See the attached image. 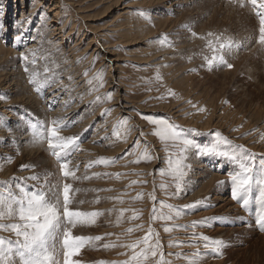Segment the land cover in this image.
Segmentation results:
<instances>
[{
    "label": "rangeland",
    "instance_id": "rangeland-1",
    "mask_svg": "<svg viewBox=\"0 0 264 264\" xmlns=\"http://www.w3.org/2000/svg\"><path fill=\"white\" fill-rule=\"evenodd\" d=\"M21 1L0 0V20H3L7 26L5 37L0 38V95L10 97L8 103L0 101V104L4 105L2 110L0 108V123L3 125L0 126V182H7V184L0 183V190L11 188L13 191H18L25 182L15 179L17 177L41 175V181L27 182V186L31 188L33 184L43 182L45 171L58 174L56 159L48 150L46 141L33 142L29 122L61 116L67 118L66 122L69 125L62 134L81 136L82 151L77 154L74 161L80 165L77 175L85 172L84 166L89 160L101 156L118 159L115 165L109 167L95 165L88 170L89 175L93 172H108L112 173V176L93 177L91 180L74 183V187L81 189H110V191L76 193L77 200L86 201L85 204L80 205L81 210L105 212L95 225L78 227L74 230L75 235L104 237L103 240L96 242L95 246H86L82 249L76 259H80L83 264L126 259L125 256L120 255L125 249L119 247L105 249L103 244L130 242L145 234L144 231H134L123 235L127 228H134L136 224H144L145 229L148 227L154 202L147 193L155 189L158 201L163 199L177 205L210 197L205 205L196 210H186L174 223L189 225L193 221L210 218L195 231L214 239H223L229 244L223 250L224 255L221 258L210 249H204L202 240H192L193 229L175 227L172 233H166L163 231L164 222L157 221L152 226L160 233L166 258L171 259L173 264H189V260L193 258L192 253L196 252L197 248L203 257L202 264H264V230H261L256 223L260 213L259 187L254 186L250 211H246L241 203L234 200L230 202L238 206V211L217 210L224 202L217 201L215 194L231 197L230 182L219 188L217 184L222 179L220 180L218 176L227 175L233 166L224 158L197 155L190 156L185 161L190 164L186 177L187 194H182L180 199H169L160 185L166 183L169 185L168 191H173L172 177H162L159 169L163 167L167 170L169 155L178 154V149L166 146L165 142L155 136V126L145 121L141 115L153 114L170 118V121L182 126L189 139H195L201 146L213 145L216 142L213 133L219 130L235 143L242 144L253 152L264 153V140L260 139V133L264 132V46L256 42L258 18L250 8L247 6L242 8L230 3L229 0H132L131 3H126L125 0H61V13L55 15L48 10L47 13L50 15L47 13L44 15V23L45 17H48L46 18L48 23L46 27L44 26L47 31L43 30L45 24L41 23L39 17L43 14L36 10L34 16L32 14L31 24L23 25V30L24 26L28 29L25 28V33L22 30V43L14 49L17 45L13 40L17 33L14 22L21 17L23 10ZM26 2L28 4L25 6L27 11L25 18L27 19L30 15L27 8L32 0ZM136 8L154 10L151 16L154 26L142 17L133 15L130 10ZM52 17L57 20L58 26L51 22ZM184 24L192 25L191 31L198 34L196 38H191V32L182 27ZM37 29L40 31L38 32ZM225 30L226 35L241 42L238 52L230 59L234 67H219L209 72L201 67L203 60L199 53L204 42L199 39V35L209 31ZM34 31L37 33L35 34ZM52 32L58 33L56 35ZM163 34L169 35V39L174 43L173 48L148 43ZM33 35L40 37L36 38L38 43L32 39ZM44 42H48L47 45ZM34 45L38 46H36L38 66L46 65L57 73L63 84L71 89L70 95L59 88L46 89L47 100H45L44 97L37 96L35 90L28 84L27 74L23 71V61L18 57L20 51L26 47L32 48ZM41 49L42 51H38ZM107 50L112 53L113 58H118L119 63L114 67V64L111 67L112 63L104 58ZM97 53L100 54L98 59ZM45 55L48 57L47 60L44 59ZM188 57L191 59L189 60ZM106 65V86L100 89L99 93L88 92L83 73L90 70L88 78H91ZM158 72L162 77L161 80L156 79ZM69 77H72V80H69ZM113 89H115L113 100L89 108V102L94 100L96 94H104ZM168 89L176 95L169 94ZM52 92L57 94L55 103ZM80 97H83L82 103ZM66 100H71L68 109L63 107ZM188 101H191V104ZM119 103L128 105L130 114L119 110L117 106ZM193 104L197 107L193 108ZM177 107L182 108L180 119L174 116ZM105 108H111L113 111L109 116L102 118L101 113ZM198 108H204L206 111H198ZM5 110L8 114L2 113ZM125 116L131 118L129 121L131 132L127 143L117 141L112 136L114 125ZM7 117L11 118V121ZM9 122L13 125L10 126ZM90 125L95 127L90 128ZM192 128L196 129V132L188 131ZM250 131L252 135H245ZM141 132L144 133L143 136ZM106 136L112 139L105 140ZM23 138L26 140L24 141ZM137 139L140 141V148L136 151L140 152L148 145L150 152L155 154L157 159L151 162L141 161L137 164L132 162L137 159L136 155L125 156ZM86 144H92L93 147L90 149ZM227 147L221 145V148ZM8 156L13 157L11 163L6 162ZM120 157L124 158L120 159ZM21 165L33 167L21 170ZM199 167L203 168L199 169ZM199 171L204 177L196 179ZM115 173L124 175L117 179ZM134 180L146 181V183L133 185ZM224 181H228V178ZM141 192L145 193L143 199L135 200L134 197ZM97 195L101 198L100 203L87 202L93 201ZM116 196H120L123 203L110 199ZM114 206L141 210V218L130 221L128 217L132 213L126 212L124 221L117 225L115 219L118 213L107 211ZM168 226L172 227L173 222H168ZM109 233L113 235H107ZM118 236L119 241H117ZM170 243L174 246L168 247ZM193 243L196 247L189 246ZM176 252L186 254L187 259L183 257L177 259L175 255L167 256V253Z\"/></svg>",
    "mask_w": 264,
    "mask_h": 264
},
{
    "label": "snow or ice",
    "instance_id": "snow-or-ice-1",
    "mask_svg": "<svg viewBox=\"0 0 264 264\" xmlns=\"http://www.w3.org/2000/svg\"><path fill=\"white\" fill-rule=\"evenodd\" d=\"M126 3H131L132 0H125ZM230 3L239 5L240 7H249L255 16L258 18V37L256 42L264 46V0H229ZM43 13V8H41ZM133 15L142 17L149 24L154 26L151 16L154 10L136 8L130 10ZM32 17L29 16L24 21H17L19 26L18 34L14 35L13 40L16 44L22 43V31L25 23L31 24ZM41 23H44V15L41 16ZM183 28L191 32V38H196L197 33L191 31V24L182 25ZM7 26L3 20H0V38L5 37ZM39 32L40 30L37 29ZM223 32L209 31L205 34H200L199 39L204 42L199 55L202 57V68H206L209 72L219 68H232L234 65L230 63V59L234 58L241 42L230 35ZM33 40L36 37L32 38ZM150 44H157L161 47L167 45L169 48L174 47L173 41L169 39L168 34H163L150 41ZM59 51V49H57ZM97 53V59L99 58ZM38 52L35 48H26L19 53V59L23 61V71L27 74V82L35 90L39 97H44L46 89L59 88L65 94L70 95L71 89L68 85H64L59 78L48 66H38ZM183 58V57H182ZM44 59H48L45 55ZM190 60L191 57H188ZM167 66V65H165ZM59 67V66H57ZM105 68L89 77V71L83 73L88 85L87 91L90 93H99L100 89L106 86ZM190 71H197V69H190ZM157 80H161L159 72L156 76ZM72 80V77H69ZM115 89L104 94H96L94 100L89 102V108L96 105H101L104 102L111 101L114 98ZM169 94L175 96L176 94L168 89ZM53 102H56V93L52 92ZM81 103L83 97L79 98ZM0 101L5 103L10 102V97L7 95H0ZM191 104V101H188ZM227 103V102H225ZM71 106V100L64 101V107ZM193 108L197 106L192 105ZM136 111L135 109H133ZM198 111L204 112L206 109L198 108ZM113 109L105 108L101 113V117H107L111 114ZM142 118L149 124L155 126V136L165 142L168 147H175L178 149V154H170L167 160V170L161 167L159 173L162 177L171 176L174 190L168 191L169 185L162 183L160 188L164 190L165 195L169 199H180L182 194H187L188 169L190 164L185 163L190 156L200 157H220L230 162L231 168L227 172L228 181L221 180L217 187L230 182L231 198L234 201L241 203L246 211H250V203L254 186L259 187L258 203L260 205V213L257 216L256 223L261 230H264V153L253 152L250 148L242 144L235 143L228 137L224 136L219 130L214 131L216 142L211 146H201L195 139H189L185 134L182 126L170 121V118L161 117L153 114H141ZM67 118L58 117L53 119H36L34 123L29 122V126L33 134V142L47 143L48 150L51 155L55 157L58 167V174L45 171L43 173V182L36 183L29 188L28 181H41V175L34 174L30 177H17L15 179L23 180L25 184L18 188V191H13L11 188L0 190V233H7L8 235L0 234V264H83L79 256L81 250L86 246H95L96 242L104 239L103 236H84L75 235L74 230L78 227L95 225L98 218L105 215L101 210H81L80 205L86 203L84 199L77 200L76 193L80 192H101L110 191V189H81L74 187L76 181L91 180L93 177H110L113 174L108 172H93L88 174V170L95 165H103L109 167L118 163L117 158H109L101 156L95 160H90L85 164V172L77 175L80 171L79 163H75L76 156L82 151V140L80 134L63 135V131L69 125L66 122ZM130 117L125 116L118 121L113 128L112 136L117 141L127 143L131 127L129 125ZM0 126H3L0 123ZM90 128L95 125H90ZM238 131L239 129H234ZM9 131L11 129L9 128ZM189 132H196V129H188ZM258 131V130H257ZM198 135L200 133H197ZM143 136L144 133L141 132ZM245 135H252L248 132ZM112 137H105V140H110ZM260 139L264 140V132L260 133ZM93 143L95 141L93 140ZM221 145L228 146L221 148ZM140 148V141L137 139L132 148L125 153V156L136 155L137 159L133 163H140L141 161L151 162L157 157L151 153L150 146L146 145L140 152L136 149ZM194 150V151H193ZM124 157H120L123 159ZM13 157L6 158L7 163H11ZM32 165H21V170L32 168ZM118 179L123 173L114 174ZM137 175H140L137 173ZM5 183L7 182H0ZM146 183V181H132V184ZM131 186V185H130ZM145 193H138L134 199L142 200ZM148 197L154 202L150 213V223L145 229L144 224H136L135 227H129L123 235L133 233L134 231H144V235L138 239L130 242H109L103 244L105 249L122 248L125 251L120 255L126 259L118 261H100L99 264H173L171 259L166 258L164 245L160 241V233L152 226L157 221L164 222L163 231L172 233L175 227L191 228L193 229L192 240H202L203 248L210 249L218 257H223L224 249L229 246L223 239H214L202 233H197L195 229L200 225L206 224L208 219L201 221H193L189 225H176L174 222L181 218L186 210H196L205 205L210 197L203 200H196L193 203L177 205L168 203L167 200H157L155 189L151 193H147ZM123 203L120 196L111 197ZM101 198L97 195L93 201L88 203L98 204ZM109 213H118L115 223L120 225L125 218L126 212H131L132 215L128 217L130 221H136L141 218L142 211L138 209H126L113 207L107 210ZM168 222H173V226L169 227ZM107 235H113L109 233ZM119 236L117 241H119ZM170 243L168 247H173ZM189 246L196 247L190 244ZM175 255L177 259L185 258L186 254L181 252L167 253L168 257ZM192 259L189 264H202V254L197 248L196 252L192 253Z\"/></svg>",
    "mask_w": 264,
    "mask_h": 264
},
{
    "label": "bare ground",
    "instance_id": "bare-ground-1",
    "mask_svg": "<svg viewBox=\"0 0 264 264\" xmlns=\"http://www.w3.org/2000/svg\"><path fill=\"white\" fill-rule=\"evenodd\" d=\"M55 2H51L50 0H32V2L29 4V8H27L28 9V12H29V14L30 15H28V16H31L32 17V14L37 10V11H39V13H41V8H43V13H41V14H43V15H45L47 12H48V10L50 11V12H52V14H53V12H54V14L55 15H58L59 13H61V0H54ZM21 3H22V5H23V7H22V12H21V14H20V19H18L19 21H24V20H26V18H25V14H26V16H27V11H25V6L28 4L27 2H26V0H22L21 1ZM42 3V4H41ZM51 4V6H49ZM26 12V13H25ZM48 14V13H47ZM48 15H50V14H48ZM62 15V14H61ZM33 16H34V14H33ZM37 16V17H36ZM35 17L36 18H38V15H36ZM42 16V15H41ZM41 16H39L40 17V19H41ZM34 17V18H35ZM57 17V16H56ZM56 17H54V18H56ZM28 18V17H27ZM46 18H48V17H45V23H42V24H45V25H43V27L45 26L46 27V23H48V21L46 22ZM61 18H63V17H61ZM160 18V17H159ZM68 19V18H67ZM156 19H158V18H156ZM18 20H16L15 22H14V27L16 28V31H17V33L16 34H18V29H19V26L17 25V21ZM36 20V19H35ZM48 20V19H47ZM34 21V20H33ZM33 21H32V23H33ZM56 21L57 20H54L53 19V17L51 18V22L52 23H55L56 24ZM51 23V24H52ZM26 24V23H25ZM24 24V25H25ZM41 24V23H40ZM54 24V26H56ZM39 26V25H38ZM42 26V25H41ZM40 26V27H41ZM58 26V25H57ZM45 27L43 28V30L45 29ZM50 27V26H49ZM51 27H52V25H51ZM61 27V26H60ZM25 26H24V30H25ZM42 28V27H41ZM55 28V27H54ZM59 28V27H58ZM65 29H66V27H64ZM26 29H28V28H26ZM56 29V28H55ZM23 29H20V31H22ZM23 30V31H24ZM42 30V32L43 33H45L44 31L46 30L47 31V28L43 31ZM54 30V29H53ZM59 30V29H58ZM60 30H63V29H60ZM35 31H36V28H35ZM34 31V32H35ZM49 31H50V28H49ZM57 31V30H56ZM67 31V30H66ZM23 33V32H22ZM24 33H25V31H24ZM37 32H35V34H36ZM53 33V32H52ZM54 33H56V35H57V33L58 32H54ZM53 33V34H54ZM61 34H62V31L60 32ZM63 33H65V31H63ZM46 34V33H45ZM50 34V33H49ZM69 34V33H68ZM42 34L40 33L39 34V36H41ZM47 35V34H46ZM35 35H33V37H34ZM36 37V38H40V37ZM44 36V35H43ZM63 36H64V34H63ZM70 36V35H69ZM94 36V35H93ZM62 37V36H61ZM44 38V37H43ZM42 38V39H43ZM47 38H48V36H47ZM46 38V39H47ZM56 38V37H55ZM63 38V37H62ZM50 39H51V37H50ZM57 39V38H56ZM59 39H60V36H59ZM66 40V39H65ZM93 40V39H92ZM35 41H37L36 39H35ZM40 41V40H39ZM45 41V40H44ZM50 41V40H49ZM56 41H59V40H56ZM62 41V40H61ZM43 42V41H42ZM42 42H40V43H42ZM91 42H93V41H91ZM90 42V43H91ZM36 43V42H35ZM34 43V44H35ZM37 43H38V41H37ZM40 43H39V46H40V48H42L41 47V45H40ZM44 43H46V45H47V43L48 42H44ZM59 44H61V43H59ZM64 43H62V45H63ZM78 44V43H77ZM16 45V44H15ZM28 45V44H27ZM29 45H32V44H29ZM44 45V44H43ZM91 45V44H90ZM35 46V49H38L37 47V45H34ZM34 46H32V48H34ZM37 46V47H36ZM45 46V45H44ZM61 46V45H60ZM95 46V45H94ZM31 47V46H30ZM18 48V44L15 46V48L14 49H17ZM27 48V47H26ZM26 48H24V50L26 49ZM29 48V47H28ZM46 48V47H45ZM98 49H100V48H98ZM46 50V49H45ZM104 50V49H103ZM15 51V50H14ZM38 51H42V49L41 50H38ZM71 51V50H70ZM8 52H10V51H8ZM96 52V51H95ZM15 53V52H14ZM101 53V52H100ZM113 53H115L114 51H113ZM11 54H13V52L11 53ZM58 54V53H57ZM65 54H66V52H65ZM16 55V54H15ZM54 55V54H53ZM56 57H57V55H56ZM114 57V56H113ZM112 57V53H110V51H105V55H104V58H106V60H108L110 63H112V64H110V66L112 67V65H113V67L114 66H116L118 63H119V61H118V58H113ZM112 70H114L113 68H111ZM72 74V73H71ZM13 91V90H12ZM59 91V90H58ZM15 92V91H14ZM119 94V93H118ZM57 95V94H56ZM71 97V96H70ZM63 98V97H62ZM72 98H73V96H72ZM62 100V99H61ZM73 101V100H72ZM126 101V100H125ZM63 104V103H62ZM2 104H0V106H1ZM76 105V104H75ZM117 106H119L118 107V109L119 110H123V112L125 113V114H130L128 111H131L130 110V107L128 106V105H125V103L123 104V103H119V105H117ZM64 107V106H63ZM1 110L4 108V105H2L1 107ZM64 109V108H63ZM68 109V108H67ZM181 109L182 108H179V107H177V109H175V112H174V116L177 118V119H180V116H181V114H180V111H181ZM57 110V109H56ZM2 113H5V114H8L7 113V110H5V111H2ZM98 116V115H97ZM10 117V116H9ZM61 117V116H60ZM8 118V117H7ZM9 119V121H11V118H8ZM100 119V118H99ZM100 120H98V122H99ZM16 122V121H15ZM98 122H97V124H98ZM10 126H12L13 125V123L12 122H9L8 123ZM12 124V125H11ZM79 124V123H78ZM85 124V123H84ZM99 127V126H98ZM11 128H13V127H11ZM72 129V128H71ZM105 133V132H104ZM103 134V133H102ZM101 134V135H102ZM95 136H96V134H95ZM231 136H233V135H231ZM22 137H24V136H22ZM23 140L25 141L26 139H24L23 138ZM104 140V139H103ZM99 144V143H98ZM87 146H89V148L91 149V147H93L92 146V144H86ZM85 146V145H84ZM85 151V150H84ZM90 151V150H89ZM93 151V150H92ZM91 153V152H90ZM88 156V155H87ZM80 157H81V155H80ZM89 157H91V156H89ZM91 159H92V157H91ZM86 160V159H85ZM90 161V160H89ZM82 162V161H81ZM202 169L203 167H199V169ZM197 176V178L196 179H199V178H203L204 177V174L202 175V173L199 171L198 172V174L196 175ZM218 178L221 180H224V179H227L228 178V176L227 175H225V176H222V175H220V176H218ZM220 188V187H219ZM219 195V196H218ZM225 198V199H224ZM215 199L217 200V201H219V202H224L222 205H220L218 208H217V210H221V211H238V206H236L235 204H234V202L233 203H231L232 201H233V199L230 197V195H225L224 194V196H220V194H215ZM220 199H222V200H220ZM232 200V201H231ZM231 201V202H230Z\"/></svg>",
    "mask_w": 264,
    "mask_h": 264
}]
</instances>
